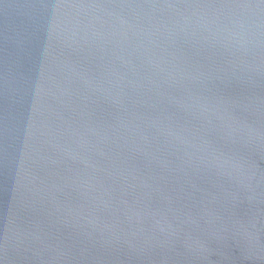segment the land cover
<instances>
[{
	"label": "water",
	"instance_id": "1",
	"mask_svg": "<svg viewBox=\"0 0 264 264\" xmlns=\"http://www.w3.org/2000/svg\"><path fill=\"white\" fill-rule=\"evenodd\" d=\"M0 264H264V0H0Z\"/></svg>",
	"mask_w": 264,
	"mask_h": 264
}]
</instances>
